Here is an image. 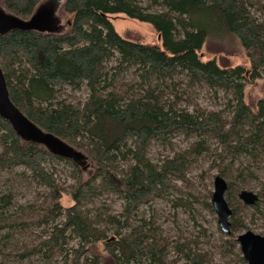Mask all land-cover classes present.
<instances>
[{"label": "trees", "instance_id": "trees-1", "mask_svg": "<svg viewBox=\"0 0 264 264\" xmlns=\"http://www.w3.org/2000/svg\"><path fill=\"white\" fill-rule=\"evenodd\" d=\"M44 1L1 3L7 12L29 20ZM62 9L72 14L66 31L12 28L0 33V70L13 106L40 131L83 155L93 173L83 179L77 161L24 138L0 113V170L23 166L27 171L16 174L46 191L39 205L29 204L33 216H15L12 220L13 194L1 192L0 230L19 225L24 229L49 226L44 239L29 250L10 248L8 254L22 262L46 247L51 252L43 255L49 259L73 237L78 246L72 249L70 264H102L98 246L105 252V264H214L210 253L200 247L198 236L171 239L155 224L156 217L133 212L156 198L189 211L199 203L213 212L212 191L207 184L195 194L184 192L176 183H191L187 176L190 165L199 157H210L209 168L216 166L224 175L243 157L254 165L262 162L258 159L264 157V97L250 106L244 100V88L264 75V23L252 12L263 13L264 3L64 0ZM116 14L151 24L157 41L138 43L123 38L110 18ZM221 34L238 39L249 65L222 67L214 59H201L200 49L206 39ZM129 68H134L137 78L133 83L122 78ZM178 76L186 79L189 88L205 85L230 93L232 99L224 109L202 108L185 98V91L177 90ZM81 84L88 91L81 103L60 97L63 85L77 88ZM175 134L197 138L189 147L153 161L148 156L149 142L171 145ZM207 139L216 147L210 149ZM49 160L63 162L71 170L74 183L70 206L61 203L63 188L56 181L54 166H46ZM227 183L225 197L233 211L231 232L221 233L215 250L223 257L233 256L226 264H246L235 242L237 230L245 226L235 217L246 206L237 202L239 186L234 181ZM106 192L121 199L120 213L89 206ZM173 192L186 194L185 199L182 195L171 199ZM263 196L260 191L258 197ZM253 208L258 212V201ZM200 233L205 235L206 231L200 229ZM85 252L93 258L80 262Z\"/></svg>", "mask_w": 264, "mask_h": 264}, {"label": "rangeland", "instance_id": "rangeland-1", "mask_svg": "<svg viewBox=\"0 0 264 264\" xmlns=\"http://www.w3.org/2000/svg\"><path fill=\"white\" fill-rule=\"evenodd\" d=\"M63 2L64 0L44 1L37 9V12L40 10V13L38 14L37 21H35L36 25L44 30L54 32L68 30L72 21V14L62 9ZM262 2L264 3V0H262ZM252 12L259 21L264 23V12ZM0 15H6L5 18H3V21L8 22L9 24L12 21L22 22L23 26L30 24V22H24L23 19L7 12L4 9L1 0ZM110 18L116 31L123 38L138 43H154L158 39L152 25L147 22L130 19L123 14L112 15ZM18 25L19 24H17V26ZM200 57L203 61L214 59L215 62L222 67H232L238 64L249 65L245 51L238 39L230 34L210 35L200 49ZM122 78L124 82L127 83L135 82L137 78L134 68H129L124 72ZM175 81L177 84V90H179V92L185 91V98L191 99L200 107L208 110L224 109L225 103H227L229 99H232V95L224 90L214 91L201 84H196L193 88H189L186 85V79L180 78L179 76ZM168 83H170V81H168ZM2 91L5 92V88H3ZM87 95L88 91L84 84H81L77 88H73L69 85H63L61 87L60 97L67 101H71L74 104L81 103ZM263 97L264 75L253 83H247L244 88V100L250 106H254L257 101ZM22 130L24 137L33 138L39 141L54 153L63 151L71 158L77 160L83 169L82 178L89 179L91 177L93 167L83 155L77 152L71 153L63 146L62 148L57 147L56 143L61 144L60 142L53 137L38 131L34 127L32 128V131L24 130L23 128ZM196 138L195 135L186 136L184 134H175L170 139L171 145L167 146H162L155 141H150L147 146L148 156L153 161H156L160 156L170 155L173 151L189 147ZM207 144L210 146V149L216 147V144H214V141L211 139H207ZM258 160L262 162L259 163V165H254L251 159L243 157L238 163L225 171V174L222 176L227 182L234 181L236 185L239 186V189L250 190L257 194H259L260 191L264 192V157H261ZM211 161L212 158L210 157H199L189 167L187 176L191 183L183 184L181 181H177L176 183L179 186H182L184 192L189 191L195 194L199 192L201 193L205 184H207V187L212 191L213 178L216 174L220 173L216 166L209 168ZM45 164L48 168L54 166L56 181L63 188L61 196L62 205L64 207L72 205L73 201L71 199L70 191L74 179L71 176L70 168L63 162L57 160H49ZM21 171L27 170L23 166H18L11 171L0 170V193L11 191L13 194L10 214L12 215L14 213V215L10 217L11 220L15 216H21L24 219L33 216V208L29 207V204L39 205V203L44 200V195L46 194V191L42 187L34 183H29V181L22 179L21 175L16 174ZM250 173H253L252 176H250ZM179 195H182L185 199L186 194H180L178 192H173L170 197L173 199ZM237 202L243 204L239 199H237ZM89 206H104L115 213H120L123 209L121 199L111 192H106L102 196H99L96 201ZM193 208L192 211H189L186 207H173L170 200L156 198L149 205H141L138 210L133 213L144 215L148 218L151 215L156 217L155 224L159 227L163 235L171 239L179 236H198L200 247L210 253L213 263L226 264V261H229L233 256L226 255L223 257L215 250V245L219 242V237H221L222 233L218 227L215 212H210L209 210L202 208L199 203H195ZM235 218L245 225L237 230L236 235L247 229L262 234V232H264V196L260 197L258 200V212L255 211L253 206H246L242 210H238ZM58 221L60 220L58 219L56 222ZM52 224L55 223H51L50 225ZM200 229H204L206 234L202 235ZM48 231L49 226H33L24 229L21 225L12 226L11 228L5 227L0 230V264H70V260L74 256L72 249H76L78 246V240L73 237H70L67 243L62 245V248L58 247L55 249L56 253L53 252L54 255L49 259L45 258L43 255L44 253L51 252L50 249L46 247L42 248L41 253L33 254L26 259L24 258L22 262L15 260L14 256L8 254L10 248L17 252H22L24 250L27 251V249L29 250L32 245H35L40 240L44 239L45 232ZM7 234H11V237H4ZM98 247L99 248H96V251H98L99 255L104 258L103 255L105 252L103 248L101 246ZM67 253V260L65 261L64 257ZM83 255L84 256L80 259V262H86V258L87 260L93 258V255L89 252H85ZM102 257L98 258V260L102 262V264H105L106 261L102 259Z\"/></svg>", "mask_w": 264, "mask_h": 264}, {"label": "water", "instance_id": "water-1", "mask_svg": "<svg viewBox=\"0 0 264 264\" xmlns=\"http://www.w3.org/2000/svg\"><path fill=\"white\" fill-rule=\"evenodd\" d=\"M39 13H40V10L38 12L36 10L34 15L29 20H23L24 22H30L29 25H25V26H23L22 22H18V21H12L9 24L8 22L3 21V18H5L6 15H0V33H4L12 28L37 29L41 31H50V30H44L36 25L35 21H37ZM17 24L19 25L17 26ZM3 88H5V92L2 91ZM0 100H1V104H0L1 115L4 118L8 119L9 122L22 134L23 137H24V134H23L22 128L24 130L32 131V128L34 127L35 129L40 131L34 124L28 121L19 112V110L15 106H13V104L9 100L7 88L4 83L1 70H0ZM45 134L50 137H53L54 139H56L58 142L62 144L61 145L55 142L57 147L62 148L63 146L67 148L71 153L77 152L71 147H69L68 145H66L64 142H62L61 140L52 136L51 134H48V133H45ZM26 139L35 140L33 138H26ZM58 152L59 153H55V154L70 157L68 154H65L63 151H58ZM227 189H228V183L226 179L222 175L216 174L213 178V190L211 193L210 202H211L212 209L215 212L216 217H217L218 227L222 231V233L226 235L230 234L231 232V217L233 215L232 208L229 206L228 201L226 200V197H225ZM237 197L246 206L255 205V203L259 199L257 193H254L253 191L246 190V189H241L238 192ZM236 242L239 245V250L241 252L242 257L246 260L247 264H264V235L263 234L256 233L252 230L247 229L236 235Z\"/></svg>", "mask_w": 264, "mask_h": 264}, {"label": "flooded vegetation", "instance_id": "flooded-vegetation-1", "mask_svg": "<svg viewBox=\"0 0 264 264\" xmlns=\"http://www.w3.org/2000/svg\"><path fill=\"white\" fill-rule=\"evenodd\" d=\"M235 242H236V237H235ZM237 243V242H236ZM237 246H238V249H239V245L237 243ZM240 251V250H239ZM241 253V252H240ZM242 256V255H241ZM244 259V258H243ZM245 260V259H244ZM245 263L247 264L246 260H245Z\"/></svg>", "mask_w": 264, "mask_h": 264}]
</instances>
